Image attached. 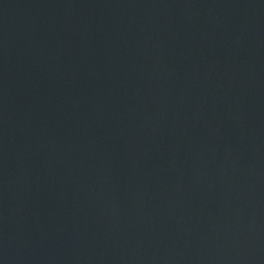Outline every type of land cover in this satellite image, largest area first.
<instances>
[{"label": "water", "instance_id": "obj_1", "mask_svg": "<svg viewBox=\"0 0 264 264\" xmlns=\"http://www.w3.org/2000/svg\"><path fill=\"white\" fill-rule=\"evenodd\" d=\"M0 264H264V0H0Z\"/></svg>", "mask_w": 264, "mask_h": 264}]
</instances>
